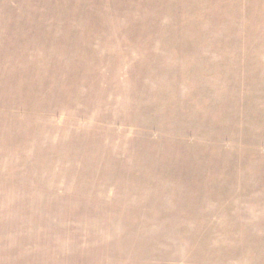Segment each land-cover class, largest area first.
<instances>
[{
    "label": "rangeland",
    "instance_id": "374dc122",
    "mask_svg": "<svg viewBox=\"0 0 264 264\" xmlns=\"http://www.w3.org/2000/svg\"><path fill=\"white\" fill-rule=\"evenodd\" d=\"M141 200L115 264H264V0H0V264Z\"/></svg>",
    "mask_w": 264,
    "mask_h": 264
},
{
    "label": "trees",
    "instance_id": "16d2710c",
    "mask_svg": "<svg viewBox=\"0 0 264 264\" xmlns=\"http://www.w3.org/2000/svg\"><path fill=\"white\" fill-rule=\"evenodd\" d=\"M140 202L141 203H139V205H140L139 210L136 211V216L127 219V222L129 223V227L127 229V235L128 236L126 237V235L120 234L118 236L119 240H116L115 242L108 241L109 244H106V245H108L107 248H105L104 246H102L103 248L99 247V249L101 251H103L101 253L104 255V257L101 261V264H110L109 261L114 262V264L120 263L118 261L121 260L122 257L126 255L127 250H128L127 247H130L131 237H132V235L136 234V232H137V228H136L137 220L143 215L149 216L153 210V207L150 206L149 204H146L144 202L142 203V200ZM48 205H51V203ZM15 212L13 214H10L12 218L15 217ZM27 212L25 214H27ZM1 216L2 215H0V218H1ZM38 217H40L39 219L42 220L41 216L38 215ZM1 221L2 220H0V239H11V237H12L11 233L5 234V233L1 232V228H3ZM137 227H138V224H137ZM63 228L64 227L61 224V226H59V228L57 225V227H53L52 229H54L56 231L57 230L63 231ZM72 229L73 230H71L70 233L75 232V227H72ZM67 231H69V229H67ZM26 235L27 234H24V233L21 234V236H26ZM99 235H101V234H99ZM33 237H35V235H30V236H27V239L33 238ZM55 237H53V238H55ZM115 237H117V236H115ZM115 237L113 239H115ZM22 238L23 237H20V239H22ZM64 238L65 237L62 238V241L64 240ZM62 241H61V239L55 240L53 243V246H60ZM0 247H2V248L6 247V243L4 241L2 243H0ZM76 248L80 249V250L75 252L76 256L73 255L74 253L71 255V251H69L66 253L67 257H65L62 253H59L56 250V252L53 254L55 260L59 263H62V264H66V263L67 264L68 263L69 264H96L94 261L96 260V256H98L99 252L94 254V249H93V251L91 250V253L89 254L88 252H86L87 248L84 247L82 242H77ZM29 254L30 253H27V255H29ZM85 255L89 256V257L86 259ZM38 256H40V255H35L34 259ZM14 257H17V256H14ZM41 257L44 259V255H41ZM50 260H51V257L48 261H50ZM28 264H31V263L28 262ZM44 264H46V263L44 262ZM111 264H113V263H111Z\"/></svg>",
    "mask_w": 264,
    "mask_h": 264
}]
</instances>
